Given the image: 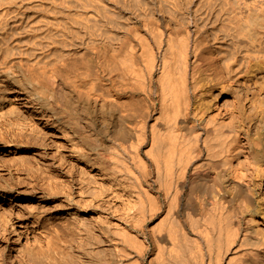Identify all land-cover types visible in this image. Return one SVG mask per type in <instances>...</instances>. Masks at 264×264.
<instances>
[{
  "label": "bare ground",
  "instance_id": "obj_1",
  "mask_svg": "<svg viewBox=\"0 0 264 264\" xmlns=\"http://www.w3.org/2000/svg\"><path fill=\"white\" fill-rule=\"evenodd\" d=\"M78 1L77 6L82 3L85 7L96 8V13L99 10L113 12L111 8L110 11L106 9V1L104 4L99 0ZM120 1L122 4L126 2ZM138 1L146 2H133L137 10ZM154 2V5L150 3V8L155 6ZM158 2L159 10L168 13L167 19L151 15V8V16H142L148 12L139 14L140 18H145L144 22L141 20L143 27H135L133 22V27L129 26L131 31L127 30V33L125 30V34L107 33L109 29L104 26L105 23L110 26L116 20L115 16H120H117L118 12L112 15L114 18L103 15L106 41L101 44H105L99 46L95 38L89 37L90 42L93 40L97 44L92 42L91 48L86 47L91 53L86 55L89 50L81 47L86 56L81 51L84 58L78 62L75 57H80V52L72 54L75 56V62H69L74 73L72 80L63 75L65 71H60L59 66L49 69L52 60L45 65L43 62L35 64L36 59L32 64L31 60L29 64L32 66L29 67L26 65L28 58L27 61L23 59L25 67L19 62L20 66L28 68L24 71L16 66L19 63L8 60L10 57L5 51L10 45L7 46V40L3 42L9 48L0 49V57L4 55L3 59L0 58V74L13 80L17 89L13 94H0V100L9 101L8 110L0 107V116L13 114L15 122L12 126L16 127L15 124L16 130L26 129L32 134L40 130L37 120L45 121V126L54 130L70 151L86 156L99 166L104 176L103 182L95 181L103 183V187L97 184L103 189L99 188V191L97 188L98 194L93 191V194H80L76 199L68 197L72 207L67 213L74 226L63 221L72 229L75 227L79 232L77 237L71 236L70 243L63 240L66 239L62 238L63 230L62 234L57 231L60 227L57 225L59 220H55L57 215L46 213L48 206L40 201L36 221L26 224L23 230L34 232L37 245L17 249L21 250L20 253L17 251L19 254L8 257L10 264H264V0ZM8 9H1L0 15L12 13L11 8ZM138 11L140 13V9ZM184 11L189 12L187 21L181 17ZM86 17L77 21L88 25L89 29L83 28L97 37L99 18L96 17L98 21L93 24L92 15ZM7 18L3 22L6 23ZM126 19L124 22L128 23ZM120 24L123 26L119 23L112 28L118 26L120 29ZM80 32L77 33L81 35ZM89 32L88 36H91ZM69 34L62 37L69 38ZM76 34L77 39L83 36ZM41 36V39L47 37ZM74 39L68 40L67 45ZM66 40H63L65 44ZM79 42H83V37ZM74 43L75 46L79 44ZM37 45L41 47V44ZM67 45H63L64 48ZM33 47L32 52L36 49ZM28 51L29 57L34 56L31 49ZM60 53L56 56L59 57ZM35 58L39 60L40 56ZM36 66L42 68L36 70ZM67 91L70 100L66 99L69 97ZM79 102L92 111L100 106L98 109L102 111L113 109L119 112L113 125L100 119L102 129L112 133L111 141L101 138L90 125L96 118L83 122L81 114L78 115ZM34 140L31 144L37 141ZM29 145L28 142L9 140L4 144L8 147L6 154L11 153L18 161L21 159L25 166L32 157V154L23 153L32 147ZM32 166L29 165L30 172L37 169V173L40 167L32 169ZM43 174L46 175V171L38 176ZM53 177L57 179L55 175L48 179L54 180ZM49 183L52 185L51 181ZM0 195L5 197L6 194L0 191ZM115 196L123 197L125 202L122 204L127 211L124 210L125 216L113 214V222L111 216L103 215L99 209ZM12 197L32 199L18 193ZM79 208L84 211L79 212ZM8 224L15 232V240L20 239L21 228L12 218ZM87 243L93 246L102 243L106 245V252L100 251L101 256H83Z\"/></svg>",
  "mask_w": 264,
  "mask_h": 264
},
{
  "label": "rangeland",
  "instance_id": "obj_2",
  "mask_svg": "<svg viewBox=\"0 0 264 264\" xmlns=\"http://www.w3.org/2000/svg\"><path fill=\"white\" fill-rule=\"evenodd\" d=\"M77 1L78 0H0V12H1V9H4V8L8 9V6H10L9 9L11 8L10 10H12L11 11L12 13H10L9 12L10 10L8 9L9 13L4 14V16H3V14L0 15L1 16L0 20L2 19L1 23L3 25V26L1 25V27H0V49L3 50L5 48V50H7L9 48V47H6L5 43H3V42H5L7 40L8 41L7 44L9 43L7 46L10 45V48L7 51L4 50L6 52L5 54L8 53L10 58H11V56L13 57L11 59L9 58L8 60L9 61H14V63H16V64L19 63L16 66L19 65V67H21V68L25 67L24 66L25 65V61H27V60L30 61V62L28 61V63H26V65L27 66L29 65V67H30V65L32 66V64L34 63L35 59H36L35 60L36 61L35 64L43 62L44 65L47 64V62H50V60H52V62H50V64L48 65L50 68L49 67L48 68L52 69V68H55V66H59V67H61V69L58 67L60 69V71H62V72L65 71V72H63V75L66 78L69 79V77H70V79H71V77H73L74 73L71 71L72 65H70V63L73 64L75 62L74 61V57H75L74 55L75 54L78 55L77 53L80 52L79 53V54H81L80 57L79 56L75 57V60H77L76 62H78L79 59L84 58L86 55L91 53V51H90L91 49L89 50V48H91L93 46V44H96L95 43L96 41H97V43L100 44V45L98 44L99 46H102L103 44H105L104 42L106 41V39L104 37V34L106 35V33H105V29L103 28L104 26H105V28L109 29V31L112 29L111 32L106 30V31H108L107 33L114 34L113 32L115 31L116 33L114 35H118L117 34L118 32H119V34H125L127 30L131 31L130 27H133V24H135V23H136V25H134L135 27H138V26H141V25L143 27L144 24L142 23V21L144 22V19L146 17H149V16H151L153 14H154V16L158 15L156 17H159V18H162V19H167L168 18L167 17L168 16L167 12H165V11L162 12L161 9H160L161 11L159 10V2H158V0H155L156 4L158 6L155 4V6H157V7H155V6H153V8L151 7L152 11H153V13L151 15H149L151 13L150 5L151 4L154 5L153 4V0H150L152 2L149 1L151 4L148 2V0H143V2L144 1L148 2L149 5L146 2L142 3V2L138 1L140 3V5H139L138 2H136L139 5L138 8L140 9V13L138 11L139 9L137 10V8H135L134 5H132V3L133 2L135 3L136 0L135 1L134 0H131V1L130 0L129 1L126 0V2L124 0L125 4L124 3L122 4V2L120 0H119L120 3H118V0L117 1L116 0H99L100 2L103 1V4L106 1L108 3V4L105 3L106 9L109 10V8H111L110 10L113 11V12H108L107 13V10L105 9L106 10V11H104L105 14H104L103 11L100 12V10H99L100 14L98 12L96 13V11H97L96 8L92 9L93 7L92 8H90V7L88 8V7L83 6V4L80 2L81 0H79L78 3H81L82 5L78 4V6H80V7H78L77 4H76ZM93 1H95V0H93ZM96 1L99 2L98 0H96ZM9 3H10V5H9ZM58 4H61V5H58ZM63 4H66V5L64 6ZM142 4L144 6V10H147V9H149V10L144 11L143 10V6H141ZM138 5L135 4L136 7ZM145 5L146 6L148 5L149 7L148 6L146 7ZM84 7L87 8V9H85ZM155 8H156V10H155ZM87 10H88V12H87ZM141 10L144 11V12H142ZM158 10L162 14H160ZM90 11L93 12V13H91ZM135 11L136 12L138 11V13L136 14ZM149 11H150V13H149ZM114 12H116V13H114ZM117 12H118V14H117ZM145 12H148V13H145ZM186 12L187 11H184L183 12L184 14L181 13V17H182V19H185L187 21L188 18H189V12H187V13ZM88 13H90V14H88ZM101 13H103V14H101ZM143 13H145V15ZM163 13H165V14L163 15ZM93 14H95V15L93 16ZM115 14H117V16H119V15L120 16L116 18ZM139 14H143L142 16H145V18H140L139 16H141V15H139ZM86 15L87 16H89V15L91 16L92 15L91 22L93 24H94V21L95 22H96V20L98 21V19H95V18L96 17L99 18V21L97 22L99 24V25H97V28H98L97 37H99V38H97L93 34H90L91 33V32H89L90 30H87V29H89L88 25H86L85 23H80L81 21L80 22L77 21L78 19L79 20H83V19L87 18ZM98 15H100V16H98ZM105 15H111V16L114 15L115 19H116L115 21L118 22V23H116L114 21V22L111 23L110 26H109V24H108V26H106V23L103 26L102 23L104 24V21H105V18H106ZM102 16L105 17V18H103ZM114 16H112V17L114 18ZM131 16H132L133 19L131 18ZM7 17H9V18H7ZM73 17L77 18L75 20L79 24L75 23L76 21H73V19H74ZM100 17H102L104 19L103 22L100 19ZM120 17H122V18L124 17V19L122 20V18H121V20H122L121 21V20H119ZM125 17L126 18L130 17L131 20H127L129 18L126 19ZM6 18L8 20L5 23V21L3 22V20H5ZM125 19H126L127 22L128 21L129 22L128 23L124 22ZM91 22H90V24H91ZM3 23L6 24V25H4ZM113 23L117 24V25L119 23H123V26H122V24H120L123 28L121 26H119V27H121L119 29L118 26H117L114 29V27L112 28V26H116V25H114ZM124 23H126V24H124ZM93 24H91V25H93ZM128 24H131V25H128ZM124 25L126 26L125 28H127V26L128 27L130 26L129 29H124ZM85 26L87 27V29L83 28ZM59 27H60V30H59ZM61 27H63V28H61ZM68 27L70 28V30L71 29H74V30L76 29L77 32L78 31L82 32V33L81 32L80 33L83 36L78 34L76 32V30L74 31L78 35L81 36V38L80 37L78 38L79 41H82V37H83V42L85 41L84 44H82L83 42H79L78 41V39L75 37L76 33L70 31ZM92 28H94V25H93ZM99 29H100V31H99ZM65 30L67 32L68 31H70V32L67 33ZM84 30H87V31H84ZM62 31H64V32L62 33ZM129 31H127V33ZM35 32H37V33H35ZM47 32L48 33L50 32V33L48 34ZM52 32H53V34H52ZM83 32L87 33V37H85L86 33L83 34ZM88 32H89V34L91 36H88ZM64 33H65V35L67 37H68L69 33H71V34H69V38H66V37H62V36H65V35H62ZM72 33H74V36H73ZM34 34L37 35V37H33V36H35ZM43 34L46 35L47 37L42 38V39H44L42 41L40 36L42 35L41 37H43L44 36ZM77 34H76V36H77ZM50 35H52V37ZM58 35L59 36L61 35L60 37L62 39L61 38L60 39L62 41L67 39L66 40V44H65L64 41H63V44H62L61 40L58 38L59 37ZM102 35H103V37H102ZM70 36H73V38H75V39L73 41L72 40L69 41V43L67 45V41L70 40V39H73ZM5 37H7V38L5 39ZM89 37H92L93 39L97 38V40L94 39L95 42H93V40H91V42H90ZM35 38H36V41H34ZM46 38H48V39L46 40ZM58 39H59V41H58ZM54 40L58 42V43L55 42L58 46H55L56 44L54 43ZM88 40H89L90 43L87 42ZM49 41H51V42H49ZM102 41H104V42L101 44ZM31 42L35 43L34 45L37 46V47H35L34 45H31ZM44 42L47 43V44H45ZM48 42H49V44H48ZM74 42L79 43L78 46H75ZM92 42H93V44H92ZM70 43H72V44H70ZM37 44H41V47H40V45L38 46ZM87 44H88V46H87ZM89 44L91 46H89ZM30 45L32 47L34 46L33 48H36L37 50L34 49V51L32 52V47ZM63 45L64 46L67 45V46L64 48ZM69 45H71V46H69ZM59 46H62V48L59 47ZM29 47H31V48H29ZM81 47L83 48V50H87L88 49L90 52L88 50H87L88 52L85 51V52H87L86 55H85L84 51H82ZM86 47H89V48H86ZM25 48H27L26 49L27 51H28V49L29 50L31 49V52L33 53L34 56H31L32 54H30L31 57H29L28 53L30 51H28V53H27V51L24 50ZM60 48H61V50L65 51V53L62 52L60 50ZM58 49H59V52L62 53V55H61V53L58 55L59 57L56 56V53H59ZM21 50L22 51L24 50V52L22 53ZM43 50H44V52H41ZM56 50H57V52H55ZM35 51L39 52V53H36ZM71 51H73V52H71ZM81 51L83 52L84 57L82 56V52ZM9 52H11V53H9ZM20 52L22 53V55L20 54ZM34 53H36V55ZM53 53L55 55L51 56V55H53ZM73 53H74V55L72 56ZM10 54H12V55H10ZM44 54H51V55H47V56H51V57H47ZM37 55H38V58H39V56L41 58L40 62H39L40 58H39V60L37 58H35ZM3 57H4V55L1 56L0 58L3 59ZM71 57H73V59H70ZM26 58H28V59L26 60ZM42 58H46V60L45 59L42 60ZM50 58H53V59H50ZM31 60H33V62ZM37 60H38V62H37ZM61 60H62V62L66 60L65 62L68 61V63L59 62ZM81 60H83V59H81ZM19 61H21V64L24 67L20 66V62ZM31 62H32V64H29ZM61 63L64 64V65L66 64V65L65 66L63 65L64 66L63 67V66H61L62 65ZM43 64H40V65L42 66ZM67 65H68V69H67ZM26 68H24L25 69L24 71H27L28 68L27 69ZM33 68H35V65L33 66ZM41 68L39 66V68L37 67L36 70H39ZM62 68H64V69H62ZM65 68L67 70H65ZM70 71H71V73H70L71 75L69 74ZM4 78H5V76L0 74V94L1 93L2 94H6V93L13 94V93H16L15 89H17V86L13 82V80L11 81V80H7L6 78L5 79ZM66 95L69 96V97L66 96L67 97L66 99L70 100L71 95L69 94L68 91H67ZM75 98H76L75 100L78 99L77 96H75ZM3 99L0 100V102H1L0 103V107L3 110H5V109H7L9 107V105H8L9 101L6 100L5 98H3ZM68 100H66L67 103H68ZM79 103H78V107H77L78 110H79L78 111V115L81 114L80 116H81V119L83 120V122H89L88 120H90L93 117H94V119L96 118V121L95 122H90V125H92L95 128V130H97L96 132L99 134V136L101 135L100 136L101 138L103 137V139L111 141L112 133L109 132V131H106L105 129H102L103 127L101 125H103V124L101 123V120L104 119V121H107V123H111V125H113V123L118 118L119 112L117 110H113V109L112 110L106 109L105 111H102L101 109H98V108H101L100 106H98L94 111H92L91 109H88L86 106H84L82 103H80V104ZM7 110H6V112H8ZM10 115H11V117H10ZM12 115L13 114H9L8 113V115L5 116V117H7V116L10 117L12 120L10 118H8V117L7 118H5V117L2 118L0 116L2 118L0 120L3 121V122H0V127H1V129H0V149H1L0 150V153H1L0 154V191L3 194H6L5 197H4V195H0V264H8V263L10 264L11 259H9V258H12L13 255H15L16 253L19 254L20 251H21V250L18 251L17 249H21V247L23 248V247H26V246L37 245V243H36V241L34 240V237H33L34 232L30 231L31 229H29V231H27V232L23 231V230L26 229V224L30 225L36 219L35 218V215H36L35 213L37 212V208L41 205L40 201H42L43 204L48 206V211H46V213L47 212H51L52 214L57 215V216H55V220H57V221L59 220L57 225L60 226V227L57 226L58 227L57 231L60 234L63 233L62 234L63 237L60 236V234H59V236L62 237V238L66 237V239L64 238L63 240H67L70 243L71 242L70 240H72L73 237L74 238L77 237L79 235V232L76 231L75 227L73 228L75 230H73L72 227H71V226H74V225H72L73 223H71V222H73V219L71 218L70 214L67 213V211L69 210V208L72 207V205H71L72 201L70 202L68 200V197H69V199L72 198V197L76 199L78 196H80V194L82 195V194H84L86 192H90L91 194H93V191H94V194L95 193L98 194L99 192L97 191V188L99 190L100 187H103L102 186L103 183L102 184L101 183L98 184L96 182H98V181L99 182H101V181L103 182L104 181V176L101 175V172L99 170V166H95V164H93V162H90L88 159H86L87 158L86 156L84 157V156L81 155L82 156L81 157V156H78L79 154H76L75 152L70 151L69 148L65 146L66 144H64L65 143L64 140H62L61 137H58V134L54 130H52L51 128L45 126V121H41V119L37 120V122L39 121L37 123V126H38L37 128H39V126H40V130L39 129H37V130L41 134H39L38 131H37V133L35 132V133L32 134L31 132H27L28 130H26V129H20L19 128L20 130H23V131L26 130L27 133L25 131L24 132L23 131L20 132V130H16V129H18L17 125L14 124V126H16L17 128L12 126L13 125L12 122L15 120V116L12 117ZM4 119L5 120L7 119V120L5 121ZM7 121H9L8 122L9 125L11 124L10 126L8 125ZM11 126H12V128H10ZM13 128H14V131L13 130L11 131V129H13ZM30 133L32 134V136H31ZM52 133H54V134L52 135ZM55 133H56V135H55ZM22 134H24L23 137H21ZM37 134L39 135L38 137H37ZM27 135H29L31 137H29ZM32 137H33V139H32ZM35 137H37V138H35ZM38 138H39V140H38ZM27 139H29V141L31 139V141L29 142ZM34 139H37L38 142L36 141L35 143L33 142V144H31V142ZM8 140H9V142H20V143H25V142L27 143L28 142V144L30 143V145L32 147H30L28 150L23 152V153L32 154V157H31L30 161L28 162V164H26V161H25V164L28 165V166L22 165L24 163H21V162H24V161H22L21 159H20L21 162L18 161V159H13L11 153L10 154H6L8 147L4 146V144ZM60 142H61V144L63 142L64 145L62 144L63 146H61ZM24 147H23V149H24ZM64 147L66 149H64ZM66 151H68V152H66ZM109 151L110 150H107V152H109ZM88 161L90 162V164H89ZM30 162H32V163H30ZM29 165H33L32 169H36V167H38V168L40 167L38 169L39 173L38 172L36 173L37 169L36 170H32L33 172H30L31 171L30 170L31 166L29 167ZM34 165H37V166H35V168H33ZM41 166H42V168H41ZM40 169H43L44 171H46V175L43 174L42 176L40 175L41 177L38 176L40 173L41 174H42V172L44 173V171L41 172ZM48 172H49L51 177H52V175L53 176L55 175V178H57L58 180L54 179V177H53L54 180H52V179L49 180L48 178L50 176H48L49 175ZM98 174H100V176H98ZM90 175H91V177L87 178V176H90ZM92 175H94V176L92 177ZM43 176H45V177H43ZM46 176H48V177H46ZM81 176H82V178H81ZM83 177H84L85 180H83ZM94 177L95 178L97 177V179H95ZM86 178L88 179V181H86ZM89 178L95 179V180L90 179L91 181L93 180L94 182L92 181V183H91V181H89ZM47 181L48 182L51 181L52 185H50V183L48 184ZM84 181H86L88 183H86ZM54 183L57 186L53 185ZM90 183H91V185H90ZM32 185H34V186H32ZM82 185L83 186L85 185L87 187L84 188ZM104 185H105V183H104ZM88 186H91V187H88ZM87 189L89 191H85ZM100 190H103V189L100 188ZM15 193H18L21 197H27V196L29 197V196H31L32 199L31 200H25L24 198L14 199L12 196ZM69 195H71V196H69ZM41 197H43V198H41ZM64 197H66V198H64ZM60 199H62V200H60ZM124 202L125 201L123 200V197L115 196L110 202H104V204H106V205L102 204L103 205V209L100 208L99 210L102 211L103 215L107 214V215L111 216L110 220H113V219H115V218H113V214H116V215L118 214L119 215V213H120V215H124L125 211H127L123 207L122 203H124ZM59 203H61L60 206H59ZM62 204H63L64 207L62 206ZM96 206H100V205H96ZM116 209H117V211H116ZM78 211L79 212H83L84 210L79 208ZM89 213L92 214V211H89ZM33 214H34V217H33ZM9 218H12L16 222V226H19L21 228V230H22V232H21L22 236L18 240H15V238H16L15 232L13 231V228L8 224L9 223ZM63 220H65V222H68L71 226H68V223H65ZM69 221H71V222H69ZM113 222H114V220H113ZM63 224H65L66 226H62ZM57 227L55 226V228H57ZM62 227H64V229H62ZM66 227H67V229L65 230ZM59 228H61V229H59ZM61 230H63L62 233H61ZM71 236H73V237H71ZM46 241L44 242L45 243V247H47V245H46L47 242ZM105 246L106 245H104L102 243L94 245V246L89 244V243H87L86 250L84 251L83 256H92V255L101 256V254H100L101 252L100 251H103V253L106 252L105 251ZM68 247L69 246L64 247L65 250H67ZM92 250H94L93 254H92Z\"/></svg>",
  "mask_w": 264,
  "mask_h": 264
}]
</instances>
